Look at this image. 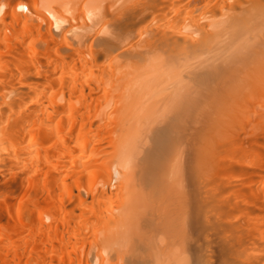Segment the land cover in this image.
<instances>
[{"label":"bare ground","instance_id":"1","mask_svg":"<svg viewBox=\"0 0 264 264\" xmlns=\"http://www.w3.org/2000/svg\"><path fill=\"white\" fill-rule=\"evenodd\" d=\"M0 264H264V0H0Z\"/></svg>","mask_w":264,"mask_h":264}]
</instances>
